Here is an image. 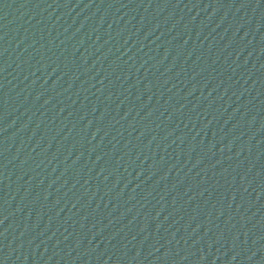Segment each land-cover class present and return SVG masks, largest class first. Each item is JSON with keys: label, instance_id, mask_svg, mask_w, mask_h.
Masks as SVG:
<instances>
[{"label": "water", "instance_id": "1", "mask_svg": "<svg viewBox=\"0 0 264 264\" xmlns=\"http://www.w3.org/2000/svg\"><path fill=\"white\" fill-rule=\"evenodd\" d=\"M0 264H264V0H0Z\"/></svg>", "mask_w": 264, "mask_h": 264}]
</instances>
